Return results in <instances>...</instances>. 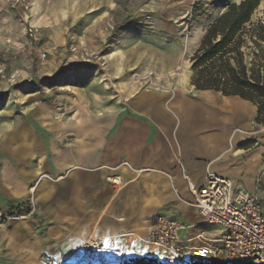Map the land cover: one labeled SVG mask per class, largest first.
Here are the masks:
<instances>
[{
  "label": "crops",
  "instance_id": "0c3cea01",
  "mask_svg": "<svg viewBox=\"0 0 264 264\" xmlns=\"http://www.w3.org/2000/svg\"><path fill=\"white\" fill-rule=\"evenodd\" d=\"M180 87L186 97L177 86H127L100 110L82 103L62 130H16L0 160V212L9 216L0 219V264L62 257L68 264H122L151 253L145 224L161 215L181 222V239L197 247L200 232L213 238L220 228L202 222L187 177L196 188L208 173L229 178L264 210L258 106L186 82ZM114 176L122 187L111 183ZM90 238L103 246L88 257L82 247Z\"/></svg>",
  "mask_w": 264,
  "mask_h": 264
},
{
  "label": "rangeland",
  "instance_id": "374dc122",
  "mask_svg": "<svg viewBox=\"0 0 264 264\" xmlns=\"http://www.w3.org/2000/svg\"><path fill=\"white\" fill-rule=\"evenodd\" d=\"M240 1L0 0V160L8 154L6 145H15L10 137L16 130L41 136L62 130L82 103L100 110L98 105L115 104L127 86H177L178 96H184L180 85L191 84L192 57L208 27ZM261 20L264 0L253 16L254 23ZM32 29L40 33L36 42ZM0 219L9 216L0 212ZM216 229L207 227L208 232ZM182 241L177 264H227L213 255H197L192 248L203 244L192 247ZM144 242L151 248L144 257L164 262V253ZM98 250L83 251L89 257Z\"/></svg>",
  "mask_w": 264,
  "mask_h": 264
},
{
  "label": "built area",
  "instance_id": "2783aa9c",
  "mask_svg": "<svg viewBox=\"0 0 264 264\" xmlns=\"http://www.w3.org/2000/svg\"><path fill=\"white\" fill-rule=\"evenodd\" d=\"M30 37L38 41L39 31L30 30ZM253 126L260 125L254 121ZM110 181L119 188L124 185L119 176L112 177ZM187 181L202 222L220 228L219 234L213 238L205 231L200 232L196 240L204 247L192 249L196 253L207 250L203 257L213 255L227 264H264V210L260 200L243 185L218 174L208 173L200 188L191 184L188 177ZM183 229L181 222L161 215L146 221L145 241L164 253L166 264H177V253L184 249L181 248L183 241L180 235ZM102 246L101 239L90 238L83 244V250L92 253Z\"/></svg>",
  "mask_w": 264,
  "mask_h": 264
},
{
  "label": "trees",
  "instance_id": "16d2710c",
  "mask_svg": "<svg viewBox=\"0 0 264 264\" xmlns=\"http://www.w3.org/2000/svg\"><path fill=\"white\" fill-rule=\"evenodd\" d=\"M261 0L231 3L207 29L192 57L191 84L238 96L258 106L264 126V21L253 22ZM126 264H166L155 257H134Z\"/></svg>",
  "mask_w": 264,
  "mask_h": 264
},
{
  "label": "bare ground",
  "instance_id": "6f19581e",
  "mask_svg": "<svg viewBox=\"0 0 264 264\" xmlns=\"http://www.w3.org/2000/svg\"><path fill=\"white\" fill-rule=\"evenodd\" d=\"M137 79V78H136ZM136 83V82H135ZM137 84V83H136ZM153 86H157V85H155V84H153ZM83 248V247H82ZM206 253H208V251L207 250H202L201 252H198V253H196L197 255H200V256H206L205 254Z\"/></svg>",
  "mask_w": 264,
  "mask_h": 264
}]
</instances>
